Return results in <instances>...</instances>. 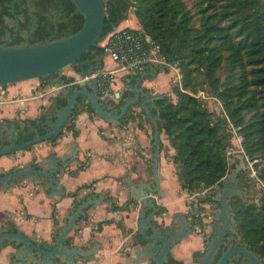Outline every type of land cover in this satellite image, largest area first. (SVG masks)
<instances>
[{
  "label": "crops",
  "instance_id": "crops-1",
  "mask_svg": "<svg viewBox=\"0 0 264 264\" xmlns=\"http://www.w3.org/2000/svg\"><path fill=\"white\" fill-rule=\"evenodd\" d=\"M119 28H129L123 23ZM132 29V28H130ZM119 64L109 56L103 59L102 69L97 73L114 72L112 95L102 96L106 103L119 106L122 101L134 95V87L139 74L118 71ZM138 83L139 87L152 96H164L170 88L168 70L157 64L151 65ZM64 76H73L72 68L63 71ZM51 85L41 81H25L0 87V129L4 125L22 128L24 122H34L47 116L57 91L46 94ZM155 109L152 114L157 116ZM158 117V116H157ZM75 124V131L70 130ZM162 144L160 157V189L155 194L157 205L162 212L155 216V222L162 230H180L178 215H183L192 226L190 207L186 203L189 196L182 190L174 164L168 156L175 154L166 134L161 130ZM154 147V127L147 114L140 107L133 110L126 121L116 125L89 111L80 109L55 142H43L24 154L7 155L0 158V176L14 168L28 164H42L45 171L54 170L60 161L75 160L55 175L56 182L47 178L32 182L29 178L16 181L5 190L0 187V232L20 230L25 236L40 245L53 246L59 232L68 222V216L83 201L92 204L86 209V216L77 221L76 230L68 235L66 245L91 249L99 244L98 251L89 257L76 258V264H154L151 260L137 257L147 243L138 230L140 203L135 199L142 184L154 182L152 155ZM236 159V157H235ZM237 162H239L236 159ZM155 186V183H153ZM128 210H113V206ZM219 206L204 205L203 229L176 243L171 258L182 264H202L199 255L206 252L208 241L213 236L212 220ZM214 213V214H213ZM153 234V230H149ZM23 245L6 243L0 251V264H36L34 253L25 254Z\"/></svg>",
  "mask_w": 264,
  "mask_h": 264
},
{
  "label": "trees",
  "instance_id": "trees-1",
  "mask_svg": "<svg viewBox=\"0 0 264 264\" xmlns=\"http://www.w3.org/2000/svg\"><path fill=\"white\" fill-rule=\"evenodd\" d=\"M66 1L76 14L61 27L57 39L77 33L85 22L75 5ZM105 1V37L128 20L133 7L142 30H132L150 38L151 44L161 48L165 63L177 65L181 71L182 85L174 88L177 101L163 96L155 113L160 130L175 151L168 157L182 190L198 196L189 206L192 226L203 229L204 205L215 203L213 198L218 194L212 189L222 186L236 165L229 162L234 132L242 138L247 164L256 161L258 178L264 184V0H194L201 15L199 26L182 0ZM44 42L43 37L38 43ZM100 44L82 59L93 62L102 56L105 49ZM221 71L226 73L224 79ZM202 85L223 104V116H214L198 97ZM89 111L95 113L90 107ZM69 129L77 135L75 124ZM245 175L242 171L239 179ZM204 191L207 194L203 197L200 192ZM232 204L239 234H229L227 243L246 246L264 260V196L259 206L240 198ZM112 209L128 210L129 205ZM170 264L182 263L170 258Z\"/></svg>",
  "mask_w": 264,
  "mask_h": 264
},
{
  "label": "water",
  "instance_id": "water-1",
  "mask_svg": "<svg viewBox=\"0 0 264 264\" xmlns=\"http://www.w3.org/2000/svg\"><path fill=\"white\" fill-rule=\"evenodd\" d=\"M77 11L80 12L85 22L82 28L75 34L61 39H50L44 43L21 46H0V87L17 84L30 80H39L43 85H53L57 89V95L47 116L36 120V135L29 140L18 143L23 127L0 129V158L16 154L19 151L29 150L32 146L52 140L60 136L68 126L73 116L82 108L90 107L96 115L106 121H114L120 125L126 121L128 115L133 114L135 108H141L147 114L154 127V147L152 155V167L155 186L153 183L142 184L137 190L135 199L140 203V219L138 230L143 240L147 243L137 257L151 260L154 264H169L171 252L176 243L188 238L194 233V228L187 222L183 215H178L180 230L173 232L170 228L162 230L155 222V216L159 213V207L155 194H161L160 189V157L162 144L160 141V125L157 116L152 114V109L157 108V102L163 96H152L148 91L139 87L138 83L145 74H151L149 70L139 74V80L134 87V95L128 97L119 106L106 103L100 93V80L97 73L102 69L103 59L108 56L105 51L102 56L93 62L82 59L92 47L99 45L105 38L106 28V1L105 0H70ZM118 27H115V30ZM142 38L146 39L144 33ZM149 41V39H148ZM88 66V69H85ZM71 67L73 76H64L65 68ZM53 75L58 78L51 79ZM65 105L58 106L59 102ZM42 126L41 134L37 126ZM10 129V130H9ZM8 144L2 145L3 141ZM239 164L222 181L223 190L213 198L221 206L215 212V231L208 241L202 264H234L235 260H241L243 264H264V260L254 254L246 246L237 245L235 242L227 243L228 235L237 236V222L233 213L232 198L244 197L243 191L236 186L239 174L247 169L246 157L243 153L235 156ZM75 160V155L68 161H60L63 167L69 166ZM57 166L54 170L46 172L42 164H28L22 168H14L0 176V187L5 190L14 186L16 181L29 178L32 182H40V178H47L55 183V175L63 170ZM92 204L90 200L83 201L68 216L67 224L59 232L56 244L53 246L40 245L36 240L25 236L20 230L0 232V251L6 243L23 245L25 254L34 253L32 260L36 264H76V258L89 257L98 251L99 244L91 249L69 248L66 245L68 235L76 230L77 221L86 216V209ZM153 234H149V230ZM217 260V261H216ZM30 264V263H26Z\"/></svg>",
  "mask_w": 264,
  "mask_h": 264
},
{
  "label": "flooded vegetation",
  "instance_id": "flooded-vegetation-1",
  "mask_svg": "<svg viewBox=\"0 0 264 264\" xmlns=\"http://www.w3.org/2000/svg\"><path fill=\"white\" fill-rule=\"evenodd\" d=\"M72 8L71 4L66 0H0V46H21L28 43L36 44L41 42L43 37L46 41L57 39L61 27L69 24L76 14V12H73ZM68 32L69 31L65 32L62 37L66 36ZM85 69H88V66H85ZM56 78H58V75H53L51 77V79ZM60 105L59 103L58 106L60 107ZM11 127L12 126L9 125V128ZM37 128L39 132H44L42 126L38 125ZM35 129L36 121L31 123L28 122L27 126L21 131V136L17 142L20 143L32 139L36 135ZM5 144H8V142L4 140L2 145ZM237 165L238 164L234 167ZM239 180L238 177L236 182L238 188H240ZM234 198L235 197L232 198V201ZM240 199L246 200L244 197ZM215 203L221 208L218 202ZM211 224L213 226L212 233H214L216 227L215 219L212 220ZM198 255L200 259L205 256V253H196L195 257L197 258ZM234 264L243 263L241 260H235Z\"/></svg>",
  "mask_w": 264,
  "mask_h": 264
},
{
  "label": "rangeland",
  "instance_id": "rangeland-1",
  "mask_svg": "<svg viewBox=\"0 0 264 264\" xmlns=\"http://www.w3.org/2000/svg\"><path fill=\"white\" fill-rule=\"evenodd\" d=\"M182 1L187 6L188 10L194 15L195 23L197 26H199L200 21H201V15L198 12L196 2L194 0H182ZM135 12H136V9L132 7L129 11L128 20L123 22V27L126 26V27H129L132 29L142 30V27L140 25V22L136 16ZM103 43H104V40L101 42L100 45H102ZM162 67H163V71L168 70L169 71L168 73L170 74V88L164 94V96H167L171 102H176L177 96L174 92V88L180 87L182 85L181 71L177 65L170 64V63L165 64ZM67 68L70 69L71 67H67ZM220 76L224 79L226 77L225 71H221ZM33 82H36V80H33ZM200 82H202V78H200ZM198 97H201L204 100L208 110L211 113H213L214 116H216V117L217 116H223L225 114L223 104L215 96H213L212 94L209 93L206 85H202L200 87L199 92H198ZM232 144H233L232 147L229 148V154H230L229 155L230 156L229 162L231 165L239 164L236 161L235 156L239 155L240 153H243V151H242V138L237 132H234V138H233ZM33 147L34 146H32L30 149H32ZM26 151H28V150H26ZM24 152L25 151H19L17 153L24 154ZM255 163H256V161L255 162L249 161V163L247 164V169L245 170L246 175L243 177V179L239 180V185L244 184L243 185V187H244V191H243L244 192V198L246 200H248V203L252 202L254 205L259 206L261 204V200L264 196V184L258 178L257 170L255 168ZM233 169L231 170V172L233 171ZM222 190H223L222 186L216 185L212 189V192L221 193ZM200 194L204 197L207 194V191L200 192ZM195 198L197 199L198 196L195 197V196L189 195L186 199L187 205L190 206V203ZM237 199L238 198L235 197L233 199V202H236ZM213 205L217 206L216 203H213ZM238 242H239V240H238Z\"/></svg>",
  "mask_w": 264,
  "mask_h": 264
},
{
  "label": "built area",
  "instance_id": "built-area-1",
  "mask_svg": "<svg viewBox=\"0 0 264 264\" xmlns=\"http://www.w3.org/2000/svg\"><path fill=\"white\" fill-rule=\"evenodd\" d=\"M149 39V41H148ZM150 38H142L141 34L129 28H117L110 32L102 44L108 56L117 64L119 70L127 74L137 75L145 72L151 65L164 66L166 63L161 56V48L151 44ZM114 72H104L99 77L100 93L104 96H113L111 83ZM46 94L57 89L51 85Z\"/></svg>",
  "mask_w": 264,
  "mask_h": 264
}]
</instances>
